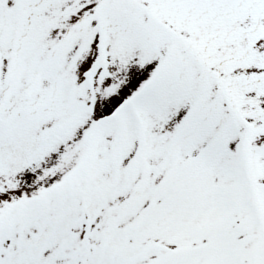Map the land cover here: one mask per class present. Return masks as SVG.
<instances>
[{"label":"snow or ice","instance_id":"6c2138e0","mask_svg":"<svg viewBox=\"0 0 264 264\" xmlns=\"http://www.w3.org/2000/svg\"><path fill=\"white\" fill-rule=\"evenodd\" d=\"M0 264H264V0H0Z\"/></svg>","mask_w":264,"mask_h":264}]
</instances>
